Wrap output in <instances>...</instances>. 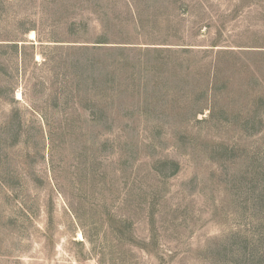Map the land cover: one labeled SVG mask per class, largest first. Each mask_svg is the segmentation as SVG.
<instances>
[{"label":"rangeland","instance_id":"374dc122","mask_svg":"<svg viewBox=\"0 0 264 264\" xmlns=\"http://www.w3.org/2000/svg\"><path fill=\"white\" fill-rule=\"evenodd\" d=\"M0 264H264V0H0Z\"/></svg>","mask_w":264,"mask_h":264},{"label":"bare ground","instance_id":"6f19581e","mask_svg":"<svg viewBox=\"0 0 264 264\" xmlns=\"http://www.w3.org/2000/svg\"><path fill=\"white\" fill-rule=\"evenodd\" d=\"M29 37H30V38H33V37H34V32H33V31H31V32L29 33Z\"/></svg>","mask_w":264,"mask_h":264}]
</instances>
